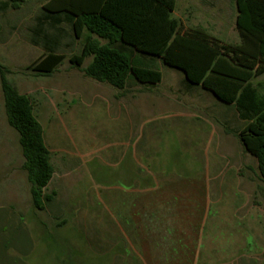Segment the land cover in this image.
I'll return each instance as SVG.
<instances>
[{
    "label": "rangeland",
    "instance_id": "obj_1",
    "mask_svg": "<svg viewBox=\"0 0 264 264\" xmlns=\"http://www.w3.org/2000/svg\"><path fill=\"white\" fill-rule=\"evenodd\" d=\"M48 1L19 0L15 7L14 0H0V62L11 70L8 76L19 91L29 95L44 128L55 167L46 192L55 191L57 195L45 210L34 206L19 132L8 121L0 81V226L25 224L42 248L45 231L57 232L79 245L86 240L83 237L103 235L105 226L114 224L110 209L115 208L117 213L121 207L126 208L122 191L130 185L124 173L128 167L125 161L131 164L137 160L143 136L158 127L160 136L151 135L145 146L156 144L159 163L180 180L184 198L181 207L201 214L198 218L204 229L194 240L215 242L222 237L212 225L221 203L210 190L214 170L205 168L212 164L221 143L226 149L223 160L229 162L227 176L238 177L241 187L250 194V198L246 192L240 194L241 204H245V211L251 206L256 210L254 213L251 207L240 224L254 221L256 239L264 244V182L258 161L240 141L223 136L228 129L237 131L244 124L236 109L219 103L210 91H187L184 73L160 59L155 65L163 72V79L156 86L131 79L125 89H118L86 76L72 65L70 57L81 52L87 31L77 37L68 23L61 25V31L50 27L44 20ZM237 14L235 0H177L173 12L183 27L199 25L230 43L240 41ZM37 35L50 44L57 40V51L65 54L51 75H38L28 67L45 52L42 43L33 42ZM91 60L88 57L85 65ZM263 79L258 76L254 82L260 87ZM207 105L209 109L204 108ZM179 109L207 114L210 120L206 122V134L197 140L192 135L189 140L178 126L165 129ZM221 110L225 116L217 113ZM191 140H195L192 145ZM125 154H129L126 160L121 159ZM217 155L221 160V154ZM252 233L248 237L251 249L257 250ZM238 235L230 231L223 237ZM53 259V255L47 258L37 250L29 257L31 264L59 263Z\"/></svg>",
    "mask_w": 264,
    "mask_h": 264
},
{
    "label": "trees",
    "instance_id": "obj_2",
    "mask_svg": "<svg viewBox=\"0 0 264 264\" xmlns=\"http://www.w3.org/2000/svg\"><path fill=\"white\" fill-rule=\"evenodd\" d=\"M235 1L238 43L225 42L204 27H183L173 15L177 0H49L44 20L58 31L63 23L70 24L77 37L88 32L81 52L70 62L94 80L120 89L131 79L157 84L163 77L155 65L160 59L181 70L191 85L233 106L244 121L236 135L257 159L264 182V79L262 90L253 82L264 75V0ZM33 42L42 43L45 52L28 67L38 75H51L65 54L57 51V40L50 44L37 35ZM88 57L92 60L85 65ZM10 72L0 62L7 118L19 132L34 206L45 210L57 195L46 192L55 173L52 152L31 98L10 80Z\"/></svg>",
    "mask_w": 264,
    "mask_h": 264
},
{
    "label": "crops",
    "instance_id": "obj_3",
    "mask_svg": "<svg viewBox=\"0 0 264 264\" xmlns=\"http://www.w3.org/2000/svg\"><path fill=\"white\" fill-rule=\"evenodd\" d=\"M211 34L218 37L216 34ZM239 40L241 41V36ZM254 80L255 78L253 82ZM159 83L145 85L156 86ZM183 83L189 92L199 88L209 92L201 86L191 85L185 77ZM254 84L257 85L255 82ZM217 100L223 105L222 101ZM209 107L210 105H207L204 108L209 109ZM227 107L234 108L229 105ZM217 113L225 116L222 110ZM237 115L239 116L238 112ZM173 118L165 129H174L178 126L181 133H185L189 140L192 135L196 140L199 136L205 135L208 130L206 122L210 120L207 114H199L192 109L180 110L173 115ZM155 133L160 136L158 127L148 136H143V145L140 149L138 144L141 139L137 142V160L134 163L125 161L128 167L124 175L130 186L121 191L123 196L126 195V199H123L127 202L130 200V203L134 201V204L129 203V206L125 202L126 208L121 207L117 213L115 208L114 211L111 208L109 215L114 220V224L105 226L103 235L99 233L98 236L83 237L86 240L79 245L59 236L57 232L45 231L43 249L36 242L32 230L25 224L0 226V264H31L29 257L36 250L47 258L53 255V258L59 262L56 264H264L262 259L264 244L256 239L255 222L240 224V220H244L252 207L247 206L248 210L245 211L246 207L245 204H241L240 194L246 192L249 198L250 194L248 190L241 187L238 177L227 176L225 168L229 162L223 160L224 151H226L224 146L218 142V150L214 151L212 164L205 166L207 170H214L210 190L221 203L216 212V218L212 220V225L215 232L222 237L215 242H199L194 239L200 235V230L202 229V234L204 229L198 218L201 214L181 207L184 198L182 197L183 188L179 186L180 180L168 171L166 165L159 163L156 156V144L146 147L149 137ZM223 136L240 141L236 131L233 130L228 129ZM194 142L195 140L191 142V145ZM216 153L221 154V160H217L220 156ZM127 156L129 154L121 155L120 158L126 160ZM251 209L255 213V208ZM230 231L239 235L236 238L233 236L231 239L224 238L223 236ZM251 232H253V243L258 246L257 250L251 249L252 244L248 238ZM14 251H17L20 256H15ZM9 253L11 256L8 255Z\"/></svg>",
    "mask_w": 264,
    "mask_h": 264
}]
</instances>
